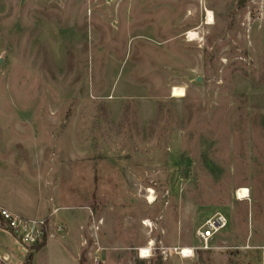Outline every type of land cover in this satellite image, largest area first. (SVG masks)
Returning <instances> with one entry per match:
<instances>
[{
  "label": "rangeland",
  "instance_id": "obj_1",
  "mask_svg": "<svg viewBox=\"0 0 264 264\" xmlns=\"http://www.w3.org/2000/svg\"><path fill=\"white\" fill-rule=\"evenodd\" d=\"M0 57V205L88 214L0 264H263L264 0H0Z\"/></svg>",
  "mask_w": 264,
  "mask_h": 264
},
{
  "label": "built area",
  "instance_id": "obj_2",
  "mask_svg": "<svg viewBox=\"0 0 264 264\" xmlns=\"http://www.w3.org/2000/svg\"><path fill=\"white\" fill-rule=\"evenodd\" d=\"M0 222L1 226L6 228L15 234L18 239L27 247H31L42 243L49 232V221L47 218L31 217L20 213L11 211L10 209L0 205ZM229 225L228 217L217 212L209 217L196 231V236L199 240V244L196 247L191 248H175L177 254L184 256L193 255L196 250H209L212 248V244L217 235L227 228ZM58 230L63 232V227H59ZM189 249V251H185ZM258 250L264 256V245L258 247ZM189 254V255H188ZM97 264H102L101 261L95 257ZM264 264V262H263Z\"/></svg>",
  "mask_w": 264,
  "mask_h": 264
},
{
  "label": "crops",
  "instance_id": "obj_3",
  "mask_svg": "<svg viewBox=\"0 0 264 264\" xmlns=\"http://www.w3.org/2000/svg\"><path fill=\"white\" fill-rule=\"evenodd\" d=\"M59 207L60 208L56 212H54V210H53L52 213L49 216H47V219H48L49 225H50L49 226V231H51V232L54 231V232L51 235H49L44 248L47 247L49 238L51 236H53L55 233H57V234L63 233V232H60V231L57 230V226L59 224H63L64 225V226L60 225V226L64 227V229H65L64 231H67V230L71 231V233H70V235H71L72 231H73V227H74L73 224H72L74 219H72V217H75V216L78 217L77 225H79V226L80 225L83 226L84 225V221L88 218V214L85 213V212L79 213L78 215H75V216L72 215V217L68 216L67 213H62V215H61L62 209H68V207H65V206H59ZM75 221H77V219H75ZM81 226H80V228H81ZM51 232H49V234ZM76 240H77L78 249H79V239H76Z\"/></svg>",
  "mask_w": 264,
  "mask_h": 264
},
{
  "label": "bare ground",
  "instance_id": "obj_4",
  "mask_svg": "<svg viewBox=\"0 0 264 264\" xmlns=\"http://www.w3.org/2000/svg\"><path fill=\"white\" fill-rule=\"evenodd\" d=\"M207 13H208V23H211L212 20H213V14L209 10H207ZM190 35H193V33H190ZM174 94L175 95H182L183 94V90L181 88H177L176 87L174 89ZM246 192H247V189H242V190L239 191V195L246 196ZM150 199H152V196L150 197ZM185 251H189V249H186ZM142 252L145 253V252H147V250L142 249ZM189 253H190V251H189Z\"/></svg>",
  "mask_w": 264,
  "mask_h": 264
},
{
  "label": "trees",
  "instance_id": "obj_5",
  "mask_svg": "<svg viewBox=\"0 0 264 264\" xmlns=\"http://www.w3.org/2000/svg\"><path fill=\"white\" fill-rule=\"evenodd\" d=\"M2 224V222H0V225ZM3 225V224H2ZM46 241H47V236L45 237L44 241L42 243H39L36 245V247L38 246V248H42L45 246L46 244ZM32 260H33V252L31 253H28L27 255V259H26V263L27 264H32ZM79 264H83V259L80 260V263Z\"/></svg>",
  "mask_w": 264,
  "mask_h": 264
},
{
  "label": "water",
  "instance_id": "obj_6",
  "mask_svg": "<svg viewBox=\"0 0 264 264\" xmlns=\"http://www.w3.org/2000/svg\"><path fill=\"white\" fill-rule=\"evenodd\" d=\"M108 1H110V0H108ZM2 62H3V57H0V69H1Z\"/></svg>",
  "mask_w": 264,
  "mask_h": 264
}]
</instances>
